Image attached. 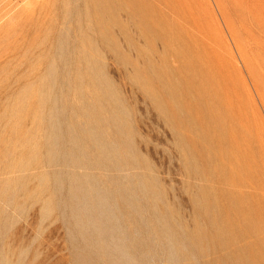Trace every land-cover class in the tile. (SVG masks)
<instances>
[{
	"label": "rangeland",
	"instance_id": "rangeland-1",
	"mask_svg": "<svg viewBox=\"0 0 264 264\" xmlns=\"http://www.w3.org/2000/svg\"><path fill=\"white\" fill-rule=\"evenodd\" d=\"M0 264H264V0H0Z\"/></svg>",
	"mask_w": 264,
	"mask_h": 264
}]
</instances>
